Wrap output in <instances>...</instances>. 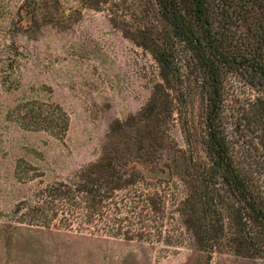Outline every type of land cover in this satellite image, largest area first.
Here are the masks:
<instances>
[{"label": "rangeland", "instance_id": "rangeland-1", "mask_svg": "<svg viewBox=\"0 0 264 264\" xmlns=\"http://www.w3.org/2000/svg\"><path fill=\"white\" fill-rule=\"evenodd\" d=\"M24 3L34 10L27 27L19 25ZM166 31L155 0H0V264H264V249L239 235L241 222L225 206V237L212 247L195 241L177 213L161 237L153 229L143 240H127L102 227L29 224L14 212L41 186L107 152L142 161L164 155L177 163L187 156L207 161L201 84L193 66L185 67L193 62L186 48ZM158 46L174 55L175 75L167 83L152 54ZM226 92L233 153L264 195L262 148L255 138L248 144L258 132L233 129L236 101L254 92L235 76L226 80ZM34 102L68 115L62 139L23 119ZM192 173L180 164L171 181L158 183L166 215L179 208Z\"/></svg>", "mask_w": 264, "mask_h": 264}, {"label": "trees", "instance_id": "trees-1", "mask_svg": "<svg viewBox=\"0 0 264 264\" xmlns=\"http://www.w3.org/2000/svg\"><path fill=\"white\" fill-rule=\"evenodd\" d=\"M155 1L166 24L167 39L183 44L193 61L185 67L193 66L192 73L201 84L205 103L201 143L207 161L195 162L187 156L177 163L168 155L155 162L142 161L107 152L70 177L41 186L30 202L22 201L14 212L30 218L29 224L36 221L42 227L53 222H65L69 227L88 225L112 229L127 240H143L153 229L161 237L162 227L170 225L177 213L195 241L212 247L225 237L222 213L225 206L228 216H235L237 224L241 222L239 235L258 242L264 249L263 191L233 153L225 126L226 80L235 76L254 95L236 101L233 129L238 133L252 129L251 135L258 132L248 144L258 139L263 165L264 0ZM33 15L32 6L21 5L19 25L27 27ZM152 54L167 83L169 76L175 75L172 51L158 46ZM154 100L155 96L151 102ZM151 102L146 105L148 109L155 105ZM51 111L37 105L22 116L24 120L30 119L36 125L34 128L62 139L69 127V117L58 107ZM177 164L185 165L193 173L186 177L187 195L179 208L169 210L166 215L168 200L158 183L171 181ZM220 191L222 194H218ZM26 220L22 218V223ZM163 242L170 243L167 239Z\"/></svg>", "mask_w": 264, "mask_h": 264}]
</instances>
